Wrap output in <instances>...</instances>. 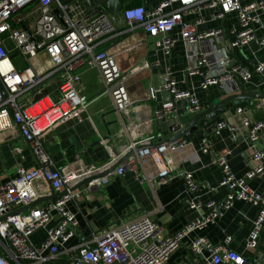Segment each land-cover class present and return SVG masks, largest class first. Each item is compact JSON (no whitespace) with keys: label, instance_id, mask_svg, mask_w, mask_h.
<instances>
[{"label":"built area","instance_id":"1","mask_svg":"<svg viewBox=\"0 0 264 264\" xmlns=\"http://www.w3.org/2000/svg\"><path fill=\"white\" fill-rule=\"evenodd\" d=\"M34 2L39 5V17L34 32L30 33L23 28L27 15L22 10ZM54 5L61 12V19L56 15ZM207 8L213 10L214 19L223 20L230 13L237 14L239 29L233 32V39L228 37L229 31L224 27L199 30L205 22L203 10ZM121 15L129 30L140 29L149 38H154L155 46L166 55L171 54L179 40L185 42L190 61L185 73L187 76L201 75L202 89L217 85L230 95L240 89L242 81H250L255 74H264V62L249 69L230 63L225 54L228 48H243L257 39V31L264 29V0H162L152 9L144 5L125 7ZM116 29L115 14L103 7L89 14H76L74 8L61 0H0V134L16 128L38 162L32 169L18 168L7 183L0 185V264H48L57 259L61 246L75 236L79 224L77 214L67 208V203L81 194L80 190L74 189L75 185L82 179L109 170L130 152L133 154L115 168L116 174L122 175L132 169L142 182L147 180L156 184H166L181 175L190 192L198 189L191 172L175 173L164 164L169 150H178L189 143L182 139L155 147L153 134L132 138L122 152H111V158L102 164L68 174L54 167L44 138L62 120L71 117L82 120L81 112L87 108L89 100L79 90L81 69H98L104 91L110 95L119 116L130 115L137 103L128 92V76L122 72L116 56L97 49L116 33ZM260 43L264 45V36ZM12 50L29 62L38 58L40 52H45L53 69L48 73H38L31 65L19 69L13 63ZM52 74L60 77L57 98L43 94L40 88ZM163 92L168 98L154 110L153 121L173 116L181 99L190 101L189 112L202 109V101L191 90L180 89L170 70L164 84L151 87L142 98L157 100ZM35 93L39 96L35 97ZM238 111L244 112V109L238 108ZM227 126L226 121L219 122L213 129L214 134L218 135ZM262 133L264 119L249 124L247 139L256 165L243 177H238L231 168L230 150L224 149L217 154L215 164L222 172L220 186L226 188L228 194L222 202L210 201L203 205L191 201L190 208L204 210L195 222L170 234L146 213L127 223L103 228L91 238L82 240L68 264H173L169 263L172 254L190 232L214 223L240 200L259 206L247 240V248L257 249L264 233V194L252 188L250 182L264 175V148L259 147ZM150 158L161 166L155 180L146 178L140 168ZM108 180L104 176L91 184L105 186ZM42 181L51 189L63 192L62 195L44 206L18 213L17 210L39 198L36 185ZM53 211L59 215L57 225L46 228L54 219ZM41 228H46V234L36 245L31 236ZM231 240L229 237L224 245H216L206 238L195 239L190 249L202 259L200 263L191 264H249L247 257L228 247Z\"/></svg>","mask_w":264,"mask_h":264},{"label":"crops","instance_id":"2","mask_svg":"<svg viewBox=\"0 0 264 264\" xmlns=\"http://www.w3.org/2000/svg\"><path fill=\"white\" fill-rule=\"evenodd\" d=\"M161 1L121 0L123 9L136 5L152 9ZM61 2L74 8L76 14L91 13L96 4V0ZM53 7L54 10L58 9L56 5ZM122 10L115 14L116 33L106 38L97 49L116 56L122 72L128 76V92L137 103L130 115L119 116L110 95L104 91L98 69L85 67L80 70L79 90L87 96L89 104L81 112L82 120L71 117L58 122L45 135V147L54 167L68 174L106 162L111 158V152L119 154L132 138L138 136L153 134L155 147L161 143L169 144L183 139L189 144L178 150H169L165 155L164 164L175 173L191 172L198 189L190 192L181 175H176L166 184L151 183L147 180L142 182L132 169L122 175L116 174L112 168L104 171L107 172L105 177L109 178L105 186L93 185L91 181L85 183V179H82L75 185L79 186L77 189L81 191L80 196L67 203V208L77 214V232L61 246L59 257L48 264H68L82 240L91 238L103 228L127 223L146 213H150L164 226L165 232L170 234L195 222L204 210L190 208L191 201L203 205L210 201L222 202L228 194V190L220 186L222 172L215 164L217 154L224 149L231 151V168L238 177L245 176L256 165L247 136L249 124L264 119V98L230 101L207 115L205 119H200L199 115L235 94H263L264 74H255L250 81H242L240 89L230 95L225 94L217 85H212L207 90L202 89L201 75L187 76L185 73L190 64L185 42L179 40L171 54L166 55L161 48L155 46L154 38H149L140 29H128L122 19ZM22 11L27 15L23 28L33 33L39 17V5L37 2L30 3ZM203 16L205 22L199 26L200 31L224 27L229 31V38L235 37L233 32L239 29L236 13H230L225 19L219 20L214 19L213 10L207 8L203 10ZM175 31H178V28ZM263 36L264 29L260 28L257 31V39L247 46L234 50L228 48L230 63L253 69L256 63L264 62V45L260 43ZM12 47L10 44V48ZM12 60L19 69L30 65L38 73H48L53 69L45 52H40L38 58L29 62L13 51ZM169 70L177 80L179 88L191 90L202 101L203 106L201 110L189 112L190 101L181 99L176 104L173 116L153 121L154 110L161 106L168 95L165 92L160 93L157 100L142 97L146 96L151 87L163 85ZM59 84L60 77L52 74L40 88L43 94L57 98ZM34 96L38 97L39 94L35 93ZM238 108H243L244 112H239ZM222 121H226L229 126L223 128L218 135L214 134V127ZM174 138L176 139L173 140ZM259 147L264 148V133L261 135ZM37 166L38 162L31 148L16 128H9L0 134V185L7 183L18 168L32 169ZM140 168L146 178L155 180L161 166L150 158L146 165ZM250 184L256 191L264 194V175L253 179ZM36 187L40 192L36 206H44L55 200V194L63 193L51 189L43 181ZM258 211L259 206L256 204L236 201L214 223L190 232L172 254L169 263H200L201 256L194 255L190 249L195 239L206 238L213 244L224 245L226 239L231 237L228 245L230 249L247 257L249 264H264V233L261 234L257 249L247 248V240ZM52 215L54 219L46 228L57 225L59 215L56 211H53ZM46 228L37 230L31 236L34 244L38 245L44 239Z\"/></svg>","mask_w":264,"mask_h":264},{"label":"water","instance_id":"3","mask_svg":"<svg viewBox=\"0 0 264 264\" xmlns=\"http://www.w3.org/2000/svg\"><path fill=\"white\" fill-rule=\"evenodd\" d=\"M100 7H104L106 8L108 11L114 13V14H119L121 12V10L123 9L124 5L123 3L121 2V0H96V4L94 5V8H93V11L96 10L97 8H100ZM55 13L56 15L58 16V18L61 19V12L60 10L56 9L55 10ZM226 53V58H229L228 54H227V51H225ZM251 98H264V93L263 94H235V95H232V96H229L227 98V100L225 102H222L216 106H213L211 107L210 109L204 111L203 113H201L199 115V118L200 119H205L207 117V115L213 113L215 110H218L220 109L221 107H224V105L227 103V102H230V101H235V100H241V99H251ZM176 138H174L173 140H175ZM172 140V141H173ZM133 153L130 152L129 154H127L125 156V158H123L122 160H120L118 163H116L115 165H113L112 169H115L117 168L121 163H123L127 158H129ZM107 174V172H102L100 174H97V175H93V176H90L88 178H85V183L87 182H90V181H93L95 179H99V178H102L104 177L105 175ZM79 186H75L74 189H77ZM62 194H59V195H56L53 197L54 199L60 197ZM39 201H35L33 202L32 204H30L29 206L27 207H24L22 209H19L17 210L18 213L20 212H25L33 207L36 206V204L38 203Z\"/></svg>","mask_w":264,"mask_h":264}]
</instances>
